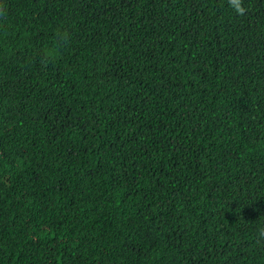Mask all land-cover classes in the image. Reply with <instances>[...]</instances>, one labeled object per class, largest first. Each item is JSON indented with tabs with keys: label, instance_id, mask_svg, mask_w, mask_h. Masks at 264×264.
Returning a JSON list of instances; mask_svg holds the SVG:
<instances>
[{
	"label": "trees",
	"instance_id": "obj_1",
	"mask_svg": "<svg viewBox=\"0 0 264 264\" xmlns=\"http://www.w3.org/2000/svg\"><path fill=\"white\" fill-rule=\"evenodd\" d=\"M0 0V264H264V0Z\"/></svg>",
	"mask_w": 264,
	"mask_h": 264
},
{
	"label": "clouds",
	"instance_id": "obj_2",
	"mask_svg": "<svg viewBox=\"0 0 264 264\" xmlns=\"http://www.w3.org/2000/svg\"><path fill=\"white\" fill-rule=\"evenodd\" d=\"M234 3V13L243 15L244 12V5L241 3V0H233ZM257 234L260 237H264V225H260L257 227Z\"/></svg>",
	"mask_w": 264,
	"mask_h": 264
}]
</instances>
